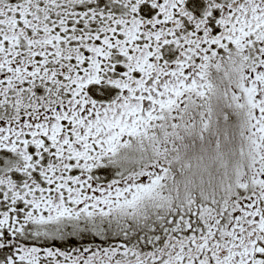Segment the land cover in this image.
<instances>
[{
	"label": "snow or ice",
	"instance_id": "6c2138e0",
	"mask_svg": "<svg viewBox=\"0 0 264 264\" xmlns=\"http://www.w3.org/2000/svg\"><path fill=\"white\" fill-rule=\"evenodd\" d=\"M0 264H264V0H0Z\"/></svg>",
	"mask_w": 264,
	"mask_h": 264
}]
</instances>
